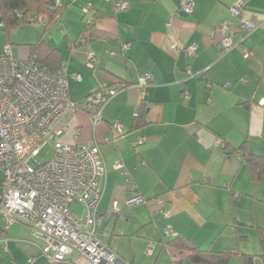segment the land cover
Here are the masks:
<instances>
[{
	"label": "crops",
	"instance_id": "crops-1",
	"mask_svg": "<svg viewBox=\"0 0 264 264\" xmlns=\"http://www.w3.org/2000/svg\"><path fill=\"white\" fill-rule=\"evenodd\" d=\"M182 1L55 0L61 12L50 23H23L8 35L0 29V52L9 45L14 56L29 60L31 46L44 40L59 52L75 103L102 82L120 86L100 122L78 110L61 137L91 139L101 148L106 173L96 234L119 264H192L189 252L167 245L174 238L198 250L236 249L264 264V170L253 178L245 159L264 158V0H241L239 17L230 10L237 0H191L190 12ZM118 3L126 8L117 10ZM85 7L91 26L83 32ZM222 22L233 42L226 52L218 47ZM172 43L179 45L176 53L169 51ZM90 54L94 68L86 65ZM116 160L123 168L114 167ZM136 194L145 201L125 207ZM41 245L26 224L4 229L0 220V264H49ZM68 259L92 264L78 252ZM227 264H242L241 257Z\"/></svg>",
	"mask_w": 264,
	"mask_h": 264
},
{
	"label": "built area",
	"instance_id": "built-area-1",
	"mask_svg": "<svg viewBox=\"0 0 264 264\" xmlns=\"http://www.w3.org/2000/svg\"><path fill=\"white\" fill-rule=\"evenodd\" d=\"M192 5L191 0H183L181 9L190 12ZM125 8L124 3L116 4L117 10ZM241 9V0L230 7L231 13L238 17ZM83 11L84 22L91 26V18L86 17L89 7ZM40 22L29 20L32 24ZM170 22L169 18L167 24ZM240 23L243 29H252L250 22ZM218 31V47L226 52L233 47L229 23L222 22ZM127 47L121 46L123 50ZM178 50L177 43L169 45L170 52ZM187 53L192 54L193 48H188ZM250 55L244 50V57ZM86 65L94 68L92 54ZM149 79L146 74L139 86H145ZM119 90L117 84L102 82L99 89L75 103L68 97V76L62 66L46 70L33 61L14 56L9 45L0 52V220L4 229L15 223L29 226L32 234L40 238L41 253L49 264H68V256L73 252L82 254L92 264H119L109 246L96 234L101 180L106 173L101 148L91 139L81 142L61 139L69 115L82 110L95 125L101 121L104 104ZM259 104L264 107V99ZM113 127L119 130L121 126L115 121ZM46 146L51 158L37 160ZM114 167L123 168V162L116 160ZM144 201L136 194L126 199L124 205L131 207ZM118 210L113 204V211ZM166 231L172 233L169 228ZM152 247L148 243L147 251L151 252Z\"/></svg>",
	"mask_w": 264,
	"mask_h": 264
},
{
	"label": "trees",
	"instance_id": "trees-1",
	"mask_svg": "<svg viewBox=\"0 0 264 264\" xmlns=\"http://www.w3.org/2000/svg\"><path fill=\"white\" fill-rule=\"evenodd\" d=\"M60 12L61 6L55 0H0V29L8 35L10 31L19 25L29 23L30 18H33L36 22L41 20L40 24L46 25L56 18ZM89 27L84 23L83 32L87 31ZM31 52L32 56L29 60L46 70L52 71L61 67L58 50L49 47L44 40H40L31 46ZM245 159L251 176L259 179L264 170V158L247 155ZM259 239L264 249L263 229H259ZM167 245L177 249L179 252H189V259L192 264H227L234 255L241 257L242 264H253L252 256L240 255L236 249H224L221 251L198 250L190 247L181 238H174L168 241Z\"/></svg>",
	"mask_w": 264,
	"mask_h": 264
},
{
	"label": "rangeland",
	"instance_id": "rangeland-1",
	"mask_svg": "<svg viewBox=\"0 0 264 264\" xmlns=\"http://www.w3.org/2000/svg\"><path fill=\"white\" fill-rule=\"evenodd\" d=\"M3 36H2V34H0V39L2 38ZM51 156H52V153H51V151L49 150V147L48 146H46L43 150H42V152L37 156V160H48V159H50L51 158ZM1 179H2V172L0 171V181H1ZM0 191H1V187H0Z\"/></svg>",
	"mask_w": 264,
	"mask_h": 264
}]
</instances>
